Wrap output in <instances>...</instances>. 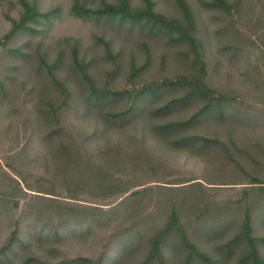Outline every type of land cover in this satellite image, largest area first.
Segmentation results:
<instances>
[{
  "label": "rangeland",
  "instance_id": "374dc122",
  "mask_svg": "<svg viewBox=\"0 0 264 264\" xmlns=\"http://www.w3.org/2000/svg\"><path fill=\"white\" fill-rule=\"evenodd\" d=\"M23 1L0 0V264H264V0H183L194 48L98 14L118 0Z\"/></svg>",
  "mask_w": 264,
  "mask_h": 264
},
{
  "label": "trees",
  "instance_id": "16d2710c",
  "mask_svg": "<svg viewBox=\"0 0 264 264\" xmlns=\"http://www.w3.org/2000/svg\"><path fill=\"white\" fill-rule=\"evenodd\" d=\"M146 7L144 10L140 11H130L128 9V3L127 0H118L117 5H109L104 4V10L98 12V14L107 15L109 17H117L122 21H128L129 23H135V22H141L143 25H150L151 28L154 26L157 27V29L160 28H166L171 31H176L180 35V40L183 42H186L189 47H196L197 43L193 37L194 32V23H193V16L190 13L188 7L185 5L183 0H177V4L181 11L183 12V24L178 23L175 20H165L164 18H156L150 13V2L149 0H146ZM21 5L28 14H31V18H36L38 16L36 10L32 6H30L25 1L21 0ZM211 8H221L223 10H230L232 7L228 3H226L224 0H212L211 3L207 4ZM26 19L24 20V17L22 19V23H25ZM176 29V30H173ZM251 228L249 226V222L245 221L244 227H243V237L246 240V242L249 245L250 248V255L254 259H256L257 255L254 249V244L252 243V238L250 236ZM190 247V246H189ZM199 258L208 261L204 256L198 255ZM248 258H245L244 261H247ZM257 262V260H255ZM241 264V263H238ZM258 264H261L260 262Z\"/></svg>",
  "mask_w": 264,
  "mask_h": 264
}]
</instances>
